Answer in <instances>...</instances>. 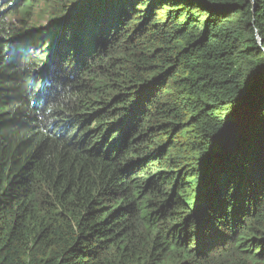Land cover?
I'll return each instance as SVG.
<instances>
[{
  "label": "trees",
  "instance_id": "trees-1",
  "mask_svg": "<svg viewBox=\"0 0 264 264\" xmlns=\"http://www.w3.org/2000/svg\"><path fill=\"white\" fill-rule=\"evenodd\" d=\"M16 3L0 264H264V0ZM29 37L40 57L10 63ZM40 60L60 71L43 107Z\"/></svg>",
  "mask_w": 264,
  "mask_h": 264
},
{
  "label": "clouds",
  "instance_id": "clouds-1",
  "mask_svg": "<svg viewBox=\"0 0 264 264\" xmlns=\"http://www.w3.org/2000/svg\"><path fill=\"white\" fill-rule=\"evenodd\" d=\"M17 1L18 0H0V20L11 22L15 31L17 29V20L15 17H13L15 11L13 12L9 11V8L11 7L10 6L11 4L9 3L10 2L16 3ZM19 4H20V0L18 1V3H16L17 8H19ZM16 6L14 9H16ZM9 34H15V32L12 33L10 32ZM7 42H13L12 47L6 52L10 63L14 62V64H20L23 62L26 63L29 60L37 59V57L33 55L36 53L32 47L33 45L28 44L29 41L27 39H23V42L21 40L18 41L14 40ZM19 57H21V59H19ZM41 61L42 60H40V62ZM42 63H45L43 65V69H40L34 72L33 74H30V78H29L30 79L29 82L32 86L34 85V83H40V82L42 83L41 92L43 93V95L35 99V103L39 107H43V105L46 104L48 98L51 97L52 90L55 88V83H53L54 77L57 76L58 73L60 72L56 68L50 66L48 61L46 62L42 61L41 64ZM36 76H38L39 78H37ZM62 82L66 84L67 83L66 78L63 77ZM54 123H55L54 125L52 124V128L49 129V132L51 135L56 136L58 134L56 131V127L61 123L58 122H54ZM70 127L71 126H69V128ZM63 128L65 133L68 132L69 128L68 130L65 126H63ZM65 133H63V135Z\"/></svg>",
  "mask_w": 264,
  "mask_h": 264
},
{
  "label": "rangeland",
  "instance_id": "rangeland-1",
  "mask_svg": "<svg viewBox=\"0 0 264 264\" xmlns=\"http://www.w3.org/2000/svg\"><path fill=\"white\" fill-rule=\"evenodd\" d=\"M33 14V13H32ZM32 14H29V16H31ZM39 15L38 14H34L31 16V20L28 19H25L26 22H31L33 21V23L31 22V25L30 27H35L34 23L38 26H40V28H44L46 27L47 25V20L45 18H40L38 17ZM31 41H35V43L31 42ZM28 44H32L34 46H37L39 48H45L46 45H47V42H46V38H39L38 41L34 40L33 37H29V43Z\"/></svg>",
  "mask_w": 264,
  "mask_h": 264
},
{
  "label": "bare ground",
  "instance_id": "bare-ground-1",
  "mask_svg": "<svg viewBox=\"0 0 264 264\" xmlns=\"http://www.w3.org/2000/svg\"><path fill=\"white\" fill-rule=\"evenodd\" d=\"M147 108V107H146Z\"/></svg>",
  "mask_w": 264,
  "mask_h": 264
}]
</instances>
